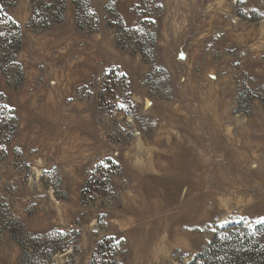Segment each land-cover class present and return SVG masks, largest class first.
Listing matches in <instances>:
<instances>
[{
	"label": "rangeland",
	"instance_id": "1",
	"mask_svg": "<svg viewBox=\"0 0 264 264\" xmlns=\"http://www.w3.org/2000/svg\"><path fill=\"white\" fill-rule=\"evenodd\" d=\"M0 3L21 27L17 65L0 43V264H31V241L55 250L38 264H192L233 230L264 249V0ZM71 6L80 29L117 31L137 87L119 66L96 93H48L58 48L35 34Z\"/></svg>",
	"mask_w": 264,
	"mask_h": 264
},
{
	"label": "crops",
	"instance_id": "2",
	"mask_svg": "<svg viewBox=\"0 0 264 264\" xmlns=\"http://www.w3.org/2000/svg\"><path fill=\"white\" fill-rule=\"evenodd\" d=\"M68 9L64 14L63 22L55 21L51 28L35 34L36 41H39L42 47L49 48L56 45L58 48L56 61L59 66L57 77L59 86L58 88H49L48 93L61 94L63 101L67 95L74 96L76 100V97L82 94L83 88L96 93L98 83L106 78L112 68L119 66L124 70L128 68L133 75L131 82L137 87L145 68L141 64L135 68L136 64L131 62V55L118 49L117 31L102 20L93 32L82 30L78 26L74 8L71 6ZM139 60L137 57V61ZM50 82L54 83V81ZM138 88H133L137 94L139 93ZM80 107L79 102L73 103L68 108L63 106L60 116H62L61 119L65 126L66 121H68V125L72 118L81 119ZM66 111H73V113H69L67 117Z\"/></svg>",
	"mask_w": 264,
	"mask_h": 264
},
{
	"label": "trees",
	"instance_id": "3",
	"mask_svg": "<svg viewBox=\"0 0 264 264\" xmlns=\"http://www.w3.org/2000/svg\"><path fill=\"white\" fill-rule=\"evenodd\" d=\"M0 6H2V11H0V43L4 45L3 49L7 53V56L10 57L7 63L9 65H17L11 57H13V54L21 45L19 41L21 27L5 11L7 7L1 3ZM45 18L47 19V16ZM55 19L59 20L60 14H56ZM84 26L83 23H79L80 28L84 29ZM10 113L0 95V134L1 130L6 129L7 122L10 120ZM9 136H4L2 141H7ZM215 240L217 241H214L199 254L196 260L192 261V264H264V249L261 242L247 233L240 235L233 230L224 235L222 239L218 240L217 238ZM21 245L23 248V258H29V263L31 264H38V259L41 255H45L47 252L50 254L55 252V250L43 249L40 244L32 241L21 242ZM113 249L114 240L111 237L103 240L98 248L99 252L106 251V254L109 250L113 251Z\"/></svg>",
	"mask_w": 264,
	"mask_h": 264
},
{
	"label": "snow or ice",
	"instance_id": "4",
	"mask_svg": "<svg viewBox=\"0 0 264 264\" xmlns=\"http://www.w3.org/2000/svg\"><path fill=\"white\" fill-rule=\"evenodd\" d=\"M0 11H2V6H0ZM5 15H7V14L5 13ZM179 58H180V59H185V58H186L185 53L181 52L180 55H179ZM122 75H126V73H122ZM129 95H130V93H129ZM118 107H120V108H124V109H127V108H128V105H126V104H124V103H120V104H118ZM109 159H111V158H109ZM100 163H101L104 167H108V166H109V165L106 164L104 161H101ZM48 171H49L48 168H44V172H45V174H47ZM257 222H258V223H264V218H261V219L258 220Z\"/></svg>",
	"mask_w": 264,
	"mask_h": 264
},
{
	"label": "water",
	"instance_id": "5",
	"mask_svg": "<svg viewBox=\"0 0 264 264\" xmlns=\"http://www.w3.org/2000/svg\"><path fill=\"white\" fill-rule=\"evenodd\" d=\"M149 103V102H148Z\"/></svg>",
	"mask_w": 264,
	"mask_h": 264
}]
</instances>
